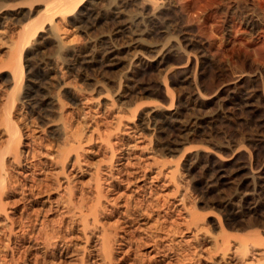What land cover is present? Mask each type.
<instances>
[{
    "label": "rangeland",
    "instance_id": "1",
    "mask_svg": "<svg viewBox=\"0 0 264 264\" xmlns=\"http://www.w3.org/2000/svg\"><path fill=\"white\" fill-rule=\"evenodd\" d=\"M9 1L15 5L0 11V108L10 86L3 64L28 9L21 0ZM95 1L100 20L83 27L72 16L56 17L59 39L46 33L41 52L25 53V65L27 56L41 61L49 103L43 111L30 110L16 99L13 116L24 131L50 139L55 149L63 148L64 133L79 125L87 136L93 117H99V133L110 130L111 141L99 139L98 151L80 157L85 170L69 165V178L61 174V179L91 182L99 164L104 188H114L100 199L110 211L103 222L117 226L115 263L134 237L190 251L229 246L226 255L219 250L213 255L216 262L264 264V0ZM42 3L33 9L39 13ZM119 5L118 20L128 26L124 37L112 35ZM110 36L118 52L111 68L99 66L103 54H96L112 43ZM60 39L65 51L92 49L91 64L80 69L62 60ZM20 197L18 190L7 201ZM55 198L61 197L29 196L27 211L40 209L49 221L58 219ZM20 207L8 205L6 213L18 221ZM9 222L0 213V264H15L23 253L25 264H76L82 255L86 264H104L96 237L86 243L78 225L64 234L70 246L63 241L43 246L30 239L20 244L17 223L7 240ZM254 231L261 240L246 238ZM241 238L247 244L244 256L235 253ZM147 246L140 253L149 264L154 255ZM163 259L160 264L168 262Z\"/></svg>",
    "mask_w": 264,
    "mask_h": 264
},
{
    "label": "bare ground",
    "instance_id": "2",
    "mask_svg": "<svg viewBox=\"0 0 264 264\" xmlns=\"http://www.w3.org/2000/svg\"><path fill=\"white\" fill-rule=\"evenodd\" d=\"M9 2V0H0V11L15 5ZM19 2V4H27L28 9L23 15V18L20 19L23 22H20L21 24L19 25L17 41H15L14 44L12 43L13 47H10L11 52L9 51L10 55L7 57L8 60L5 63L6 65L3 64L8 68L10 86L5 93L4 102L1 101L3 103L0 108V213L4 214L5 218H8L10 221L7 230V240H11V232L14 226L18 224L17 226L21 231L18 236L20 244L30 239L34 241L36 245L56 246L58 241H63V244L70 246L68 242L70 243L71 240H64V234L73 233L74 228H77L75 226L78 225L82 234L81 236L86 239V243H88L90 239L92 240V236L96 237V242L99 246L98 254L100 255L101 252L104 264H148L145 262L143 253H140V250L148 243H150V246L147 247H151L149 253H153L152 255H154V257L149 260L147 259L150 262L149 264H158L160 261L164 260L163 258L168 259V262L164 264H203L207 263V260H213L212 264H220L214 260L213 255L218 250L221 251L223 256L226 255L229 246H217L211 250L205 249L206 251H204V249L202 251V247H199L198 250L193 249V251H190L188 249V251L179 247L164 248L159 246V239L152 238L148 241L140 240L133 236V239L129 240V248H127V250L125 249L126 251L124 250L125 254L120 255L121 257L118 262H114L113 246L119 242L117 238L118 234L115 231L117 230V226L113 225V227L110 228V226H108L109 224L106 226V223L103 222L102 218L106 216L109 208L103 205L100 199L110 196V194L114 192V188L112 192L104 188L103 182L105 179H101L99 164L95 166L93 171L94 176L92 175L91 182L85 184L81 182V184H72L70 181H62L63 179H61L62 175L67 179L69 178L68 172L70 169H67L69 165L71 167L75 165L79 170L81 168L83 172L85 168H82L80 162L83 157L88 156L85 151H98L100 149L99 139L108 143L110 140L108 134L110 130H106L109 131L108 133L105 131L104 133H99L101 130H99V117H93V122L90 125L91 129H88L89 133L87 136L82 134L83 130H77L80 125L75 131H70L69 129L70 132L64 133L65 136H63V140H61L63 148L55 149L52 147L53 145L50 144V139L38 137L27 129L24 131L21 126L22 122L20 124L19 121L16 120L11 110L13 108V102L16 99H22L23 102H26L30 110L38 109L43 111L45 110V106L49 103V98L45 94V86L42 85V79L46 74L40 70V65H42L40 63L41 61H36L33 57H30L31 59L29 60L27 56V64L25 65L24 58L25 53L29 51V49H32V53L34 54L41 52L43 40L45 38L44 34L49 33L50 36H57L58 38L59 34L57 35V30L59 27L57 28L58 25H56V17L66 19L72 16L73 19L81 23L83 27H87V25L100 20V18L104 16L99 11H96L97 7L95 5V0H21ZM39 2H43V10L38 13V11L33 9L32 4H37ZM120 7L121 5L113 12L112 23L114 28L112 29V35H114V37H124L128 30L127 24L118 20L121 14ZM111 36L110 41L112 43L108 42L102 49L96 51V54L98 51L103 54V60H101V62L100 60L97 61L99 66L104 65L111 68L117 65V62L114 60H116V54L118 52L116 45L113 43V37ZM101 41L106 43L104 40ZM64 47H66L64 46V42H62L61 39L58 40L57 53L62 60H71L73 63L75 62L80 69H84L88 64H91L92 54H94L90 53L92 49L89 50L90 52L88 50L86 52V49L83 50L82 48L74 46L75 48H68L67 51H65ZM91 48H93V46ZM120 84L119 81V87H121ZM78 89L80 90L82 87L80 88L79 86ZM22 100L20 101L21 103ZM133 113L134 110L132 114ZM63 124L64 123H62V127H65ZM101 131H103V129ZM111 144L110 148L112 147ZM113 153L114 151L111 152L110 162ZM49 154H54V156H52L53 158H49L50 160L44 159ZM80 157L82 158L80 159ZM52 167H55V170L51 169ZM64 182L65 184H63ZM111 186L113 185H110V187ZM18 190L21 193V197L16 201H7V197L16 193ZM41 194L46 195L48 199L55 194H58L59 198L61 197L60 199H54L56 203L54 208H56L57 211L60 210L62 216L58 215V219L55 218L49 221L45 216L46 214L44 215L43 211L40 209L32 208V211H27V204L25 201L29 199V196L32 197L33 195L36 196ZM139 201L136 202V205ZM17 203L22 206L20 207L21 211L17 217L19 219L18 221L11 216L9 217L6 213L8 205ZM259 235L260 232L254 231L250 236L247 234L248 237L246 238L259 241ZM240 241L242 246L235 248V253L244 256L247 251V244L242 241V238ZM5 246L7 247L9 245L6 244ZM131 254L133 255L132 257H130ZM28 260L26 253L20 254L14 259L15 264H25ZM36 260L37 258H35V262ZM77 263L86 264L85 256L82 255Z\"/></svg>",
    "mask_w": 264,
    "mask_h": 264
}]
</instances>
